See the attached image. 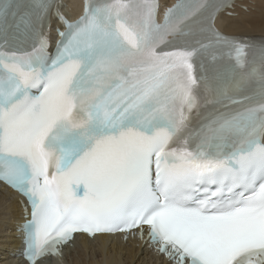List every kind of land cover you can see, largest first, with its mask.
Here are the masks:
<instances>
[{
	"label": "snow or ice",
	"instance_id": "snow-or-ice-1",
	"mask_svg": "<svg viewBox=\"0 0 264 264\" xmlns=\"http://www.w3.org/2000/svg\"><path fill=\"white\" fill-rule=\"evenodd\" d=\"M234 3L84 0L68 22L0 0V182L30 205L28 264L118 233L168 264H264V39L217 27Z\"/></svg>",
	"mask_w": 264,
	"mask_h": 264
},
{
	"label": "bare ground",
	"instance_id": "bare-ground-1",
	"mask_svg": "<svg viewBox=\"0 0 264 264\" xmlns=\"http://www.w3.org/2000/svg\"><path fill=\"white\" fill-rule=\"evenodd\" d=\"M173 0H161L168 5ZM243 7V8H241ZM232 16L217 19L226 34L260 35L264 37V0H241L234 5ZM80 13V0H68L65 14L73 20ZM19 195L0 183V264H24L19 258L21 239L17 228L22 221ZM135 239L124 243L120 235L100 236L93 241L78 235L62 258L42 260L39 264H168L150 250L137 245Z\"/></svg>",
	"mask_w": 264,
	"mask_h": 264
}]
</instances>
